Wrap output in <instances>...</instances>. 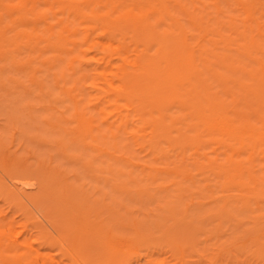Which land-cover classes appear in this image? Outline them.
<instances>
[{
    "label": "rangeland",
    "instance_id": "374dc122",
    "mask_svg": "<svg viewBox=\"0 0 264 264\" xmlns=\"http://www.w3.org/2000/svg\"><path fill=\"white\" fill-rule=\"evenodd\" d=\"M0 264H264V0H0Z\"/></svg>",
    "mask_w": 264,
    "mask_h": 264
},
{
    "label": "bare ground",
    "instance_id": "6f19581e",
    "mask_svg": "<svg viewBox=\"0 0 264 264\" xmlns=\"http://www.w3.org/2000/svg\"><path fill=\"white\" fill-rule=\"evenodd\" d=\"M136 1V0H135ZM141 1V0H140ZM145 1H143L142 3H144ZM131 5V4H130ZM138 5H139V3H138ZM144 5V4H143ZM150 7H151V5L150 4H148ZM161 6V5H160ZM9 7V6H8ZM9 9V8H8ZM155 9V8H154ZM132 12V11H131ZM94 24V23H93ZM200 28V27H199ZM182 35V34H181ZM137 36V35H136ZM99 37V36H98ZM97 37V38H98ZM100 38V37H99ZM102 41V40H101ZM120 44V43H119ZM107 47H108V45H107ZM120 49V48H119ZM163 49V48H162ZM159 50V49H158ZM162 51V50H161ZM96 52V51H95ZM158 52V51H157ZM159 56V55H158ZM123 57V56H122ZM132 61V60H131ZM135 61V60H134ZM139 63V62H138ZM137 65V64H136ZM143 66H144V64H142ZM167 67V66H166ZM124 70H126V68L124 69ZM242 70V69H241ZM225 80H226V78H225ZM226 82V81H225ZM193 84V83H192ZM123 86V85H122ZM107 87V86H106ZM106 87H105V89H106ZM184 87V86H183ZM190 88H191V86H190ZM134 89V88H133ZM179 90V89H178ZM101 92V91H100ZM133 95V94H132ZM123 107V106H122ZM127 108V107H126ZM121 110V109H120ZM214 117V116H213ZM221 117V116H220ZM208 121V120H207ZM160 122V121H159ZM215 122V121H214ZM222 122V121H221ZM150 123V122H149ZM157 124V123H156ZM219 124H220V122H219ZM221 125V124H220ZM223 126V125H222ZM224 129H226V128H224ZM236 131V130H235ZM150 136V135H149ZM152 137V136H151ZM156 143V142H155ZM32 170V169H31ZM32 186V185H31ZM23 188V187H22ZM247 189V188H246ZM13 191V190H12ZM248 191V190H247ZM16 193V192H15ZM14 193V194H15ZM13 194V193H12ZM243 194V193H242ZM223 195V194H222ZM246 195V194H245ZM224 196V195H223ZM235 197V196H234ZM216 198V197H215ZM224 198V197H223ZM222 198V199H223ZM236 198V197H235ZM206 199V198H205ZM226 199V198H225ZM228 199V198H227ZM226 199V200H227ZM211 200V199H210ZM257 201V200H256ZM208 202V201H207ZM206 205V204H205ZM220 206V205H219ZM221 207V206H220ZM248 209V208H247ZM245 210V209H244ZM193 212V211H192ZM201 213V212H200ZM199 213V214H200ZM42 224V223H41ZM20 233V232H19ZM124 242V241H123ZM30 244H31V242H30ZM34 244V243H33ZM32 245V244H31ZM36 247V246H35ZM34 247V248H35ZM61 263V262H60ZM82 263V262H81Z\"/></svg>",
    "mask_w": 264,
    "mask_h": 264
}]
</instances>
